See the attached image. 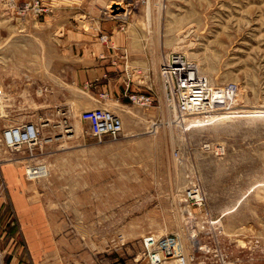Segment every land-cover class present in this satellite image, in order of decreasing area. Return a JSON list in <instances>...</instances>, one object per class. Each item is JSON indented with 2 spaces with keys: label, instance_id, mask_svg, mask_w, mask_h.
Segmentation results:
<instances>
[{
  "label": "rangeland",
  "instance_id": "obj_1",
  "mask_svg": "<svg viewBox=\"0 0 264 264\" xmlns=\"http://www.w3.org/2000/svg\"><path fill=\"white\" fill-rule=\"evenodd\" d=\"M0 10L29 34L62 13L83 35L79 80L67 73L66 98H20L12 114L8 82H0V133L12 117L30 120L42 141L13 154L0 141L5 263L127 264L147 233H178L187 253L202 210L187 207L184 193L195 187L203 211L222 218L227 255L264 264V0H0ZM94 41L99 63L90 62ZM176 56L219 94V106L178 110L169 92L186 89L161 76ZM96 108L121 116L118 139L92 134ZM29 153L45 176H26Z\"/></svg>",
  "mask_w": 264,
  "mask_h": 264
},
{
  "label": "built area",
  "instance_id": "obj_2",
  "mask_svg": "<svg viewBox=\"0 0 264 264\" xmlns=\"http://www.w3.org/2000/svg\"><path fill=\"white\" fill-rule=\"evenodd\" d=\"M161 76L166 81L176 80L182 90L170 91L172 98L176 97V107L179 111H199L219 106V94H210L207 81L204 77L191 71L190 66L180 57L169 59L162 65ZM174 84V82L172 83ZM193 88L190 93V87ZM180 93V94H179ZM133 101L142 105L150 103V97L143 94L131 96ZM3 94L0 90V118L3 116ZM93 121L92 134L99 141L107 136L112 140L118 139L124 132L121 116L108 108H96L88 113ZM0 141L9 151L16 153L21 147H33L41 141V131L37 123L33 121L7 122L0 133ZM9 159H13L10 157ZM26 176L30 179H38L46 175V166L29 153L26 156ZM46 168V169H45ZM187 207L196 205L202 212L196 219L195 226L188 230V251L184 253L182 248V236L178 233L143 235L139 243V251L127 264H241L237 259H231L221 247L225 231L221 217H212L204 212L205 198L203 193L195 187H189L184 193ZM122 238V236L120 237ZM123 264V263H122Z\"/></svg>",
  "mask_w": 264,
  "mask_h": 264
},
{
  "label": "crops",
  "instance_id": "obj_3",
  "mask_svg": "<svg viewBox=\"0 0 264 264\" xmlns=\"http://www.w3.org/2000/svg\"><path fill=\"white\" fill-rule=\"evenodd\" d=\"M53 18L52 25L50 19L44 20L41 32L29 34L25 25L12 12L0 10V82L3 79L8 82L12 114L19 111L20 98H27L28 105L37 99L66 98L67 73L71 77L74 75V83L79 80L77 73L83 65L82 31L75 25L68 27L62 13L54 14ZM92 45V50L96 47L97 53L94 57L91 55L90 62L99 63V43L94 41ZM98 72L100 75L104 73L101 70ZM104 86L108 100L114 103L115 88L112 78L107 79ZM9 122L17 120L12 117ZM2 242L3 235L0 234V264H8L5 263L6 253L8 256L12 253L4 250ZM13 257L11 256L9 264L18 262Z\"/></svg>",
  "mask_w": 264,
  "mask_h": 264
},
{
  "label": "bare ground",
  "instance_id": "obj_4",
  "mask_svg": "<svg viewBox=\"0 0 264 264\" xmlns=\"http://www.w3.org/2000/svg\"><path fill=\"white\" fill-rule=\"evenodd\" d=\"M118 6H121L120 3H116ZM197 86L190 87L189 92L191 93L193 91V88H196ZM29 93V92H28ZM46 169V168H45Z\"/></svg>",
  "mask_w": 264,
  "mask_h": 264
},
{
  "label": "water",
  "instance_id": "obj_5",
  "mask_svg": "<svg viewBox=\"0 0 264 264\" xmlns=\"http://www.w3.org/2000/svg\"><path fill=\"white\" fill-rule=\"evenodd\" d=\"M114 8H122L121 6H118L117 4L114 5Z\"/></svg>",
  "mask_w": 264,
  "mask_h": 264
}]
</instances>
